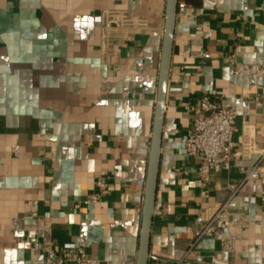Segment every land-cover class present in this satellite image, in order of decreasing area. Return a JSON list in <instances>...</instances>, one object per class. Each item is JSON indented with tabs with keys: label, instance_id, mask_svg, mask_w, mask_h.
<instances>
[{
	"label": "crops",
	"instance_id": "obj_1",
	"mask_svg": "<svg viewBox=\"0 0 264 264\" xmlns=\"http://www.w3.org/2000/svg\"><path fill=\"white\" fill-rule=\"evenodd\" d=\"M179 1L196 17L174 28L148 264L183 255L240 184L238 166L258 159L249 147H264V72L234 69L264 63V0ZM164 2L0 0V264H68L42 248L46 218L56 246L135 264ZM212 90L236 109L235 145L230 168L203 183L183 141L189 106ZM90 194L99 199L85 202ZM230 209L225 242L197 247L227 264H264V184L243 181Z\"/></svg>",
	"mask_w": 264,
	"mask_h": 264
},
{
	"label": "built area",
	"instance_id": "obj_2",
	"mask_svg": "<svg viewBox=\"0 0 264 264\" xmlns=\"http://www.w3.org/2000/svg\"><path fill=\"white\" fill-rule=\"evenodd\" d=\"M196 17L194 9L183 1H178L176 19L193 20ZM120 24L127 25L130 19L127 16L117 18ZM111 22L104 23V28L108 29ZM235 72L242 77H249L257 72H264V63H235ZM192 119L190 126L186 130L183 141L185 152L198 162L197 174L203 183L208 180L210 171L228 170L231 166V156L235 145L233 133L236 124V109L234 106L225 105L217 100L216 91L203 94L199 100L189 106ZM250 150L258 152V159L251 164H240L238 171L242 175L240 184L230 190V194L222 200L214 210L194 228L190 242L187 244L183 255L171 264H227V259L211 255L205 258L201 250L197 247L198 242L205 238L219 236L220 242H225L220 236L222 231L231 223V200L238 191L242 182L248 179H257L264 184V147L255 150L252 146ZM96 185L99 189L105 188V182L98 178ZM99 199L97 194H90L85 202H95ZM79 205V204H77ZM44 231L42 248L49 256H57L60 260L68 264H104L101 259L87 254L82 246H56L50 236V222L44 220ZM228 251L231 250L227 246Z\"/></svg>",
	"mask_w": 264,
	"mask_h": 264
},
{
	"label": "water",
	"instance_id": "obj_3",
	"mask_svg": "<svg viewBox=\"0 0 264 264\" xmlns=\"http://www.w3.org/2000/svg\"><path fill=\"white\" fill-rule=\"evenodd\" d=\"M178 1L179 0H165L164 2L156 103L154 106L152 132L147 156V168L143 189L141 222L135 264H148L149 259L150 228L154 212L162 124L165 111V95L169 76Z\"/></svg>",
	"mask_w": 264,
	"mask_h": 264
}]
</instances>
